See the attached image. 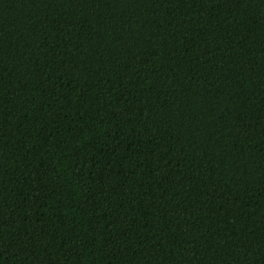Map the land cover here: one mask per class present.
Masks as SVG:
<instances>
[{"label":"trees","instance_id":"16d2710c","mask_svg":"<svg viewBox=\"0 0 264 264\" xmlns=\"http://www.w3.org/2000/svg\"><path fill=\"white\" fill-rule=\"evenodd\" d=\"M0 264H264V0H0Z\"/></svg>","mask_w":264,"mask_h":264}]
</instances>
